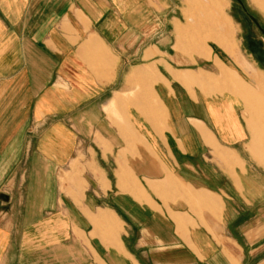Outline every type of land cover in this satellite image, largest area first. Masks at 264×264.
I'll list each match as a JSON object with an SVG mask.
<instances>
[{"label": "crops", "instance_id": "0c3cea01", "mask_svg": "<svg viewBox=\"0 0 264 264\" xmlns=\"http://www.w3.org/2000/svg\"><path fill=\"white\" fill-rule=\"evenodd\" d=\"M161 10L149 0H0V264L18 231L8 224L61 204L76 237L99 242L91 254L103 264H230L228 174L240 196L264 195V171L246 172L240 154L264 161L244 114L255 84L218 60L212 76L159 56ZM148 46L157 52L144 62Z\"/></svg>", "mask_w": 264, "mask_h": 264}, {"label": "rangeland", "instance_id": "374dc122", "mask_svg": "<svg viewBox=\"0 0 264 264\" xmlns=\"http://www.w3.org/2000/svg\"><path fill=\"white\" fill-rule=\"evenodd\" d=\"M149 5L162 9L160 12L163 13L162 22L157 28V38L164 46L163 52L158 51L159 56L175 67L194 70L203 68L212 76L216 74L215 60H218L239 73L244 79L245 87L248 86L246 83L255 84L251 96L244 98V114L250 128L260 131L264 149V12L261 7L254 0H149ZM176 25L188 26L193 32L196 31L201 41L193 38V33L190 36H177ZM154 29L155 26H151L149 31ZM194 40H199L200 43ZM203 45L206 46L203 49L208 52L207 57L193 53L194 49L201 50L200 46ZM156 52L155 46H148L149 54L142 61L149 62ZM146 64L148 63L141 66ZM121 66L125 69L127 65L122 63ZM252 73L256 75L255 80ZM220 90L217 86L210 89L213 93L225 91ZM84 138L90 140L86 134ZM87 141L81 147L87 146ZM247 153L243 149L240 150L245 171L263 172L264 161L258 156H255V160L252 158L261 166L250 158L251 153H248L250 157ZM234 167L237 169V166ZM237 176L239 179L240 175ZM56 177L53 175V178ZM244 182H248L246 177ZM237 184H234L233 176L229 173L227 188L222 190L226 204L223 225L228 242L225 257L230 264H264V209L254 205L260 201L264 202V195L254 196L251 200L241 194L242 198L239 195L242 188L239 184L237 188ZM92 187L90 186L89 190ZM25 188L26 184H21L18 192L13 190V195L25 194ZM248 190L250 187L246 189L250 195ZM61 205L51 209L44 208L41 213L37 210L36 219L30 223H14L13 227L8 224L10 230H15L18 225V231L14 234L13 246L7 251L4 250L3 264H50L51 259L52 264H87L93 261L103 264L91 254L93 248L98 249L96 243L99 242L87 233H84L86 237H76L71 225L59 217L65 215V208ZM2 208L7 211L8 216L12 214L14 220L18 219L24 210L23 206L11 208L6 203ZM258 209L263 212H258ZM257 219H260L259 223L256 222ZM57 242H62L63 245L57 249L53 248V254L50 255V245L53 247ZM254 246L256 249L252 250Z\"/></svg>", "mask_w": 264, "mask_h": 264}, {"label": "bare ground", "instance_id": "6f19581e", "mask_svg": "<svg viewBox=\"0 0 264 264\" xmlns=\"http://www.w3.org/2000/svg\"><path fill=\"white\" fill-rule=\"evenodd\" d=\"M264 12V0H254ZM206 10V9H205ZM260 105V104H259ZM259 107V106H258ZM262 107V106H261Z\"/></svg>", "mask_w": 264, "mask_h": 264}]
</instances>
